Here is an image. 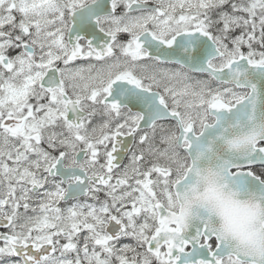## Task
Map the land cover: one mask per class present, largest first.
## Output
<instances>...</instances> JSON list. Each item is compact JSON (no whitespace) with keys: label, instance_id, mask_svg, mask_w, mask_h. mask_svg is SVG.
<instances>
[{"label":"snow or ice","instance_id":"6c2138e0","mask_svg":"<svg viewBox=\"0 0 264 264\" xmlns=\"http://www.w3.org/2000/svg\"><path fill=\"white\" fill-rule=\"evenodd\" d=\"M0 264H264V0H0Z\"/></svg>","mask_w":264,"mask_h":264}]
</instances>
